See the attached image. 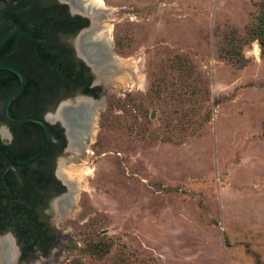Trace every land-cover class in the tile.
<instances>
[{"label": "rangeland", "instance_id": "obj_1", "mask_svg": "<svg viewBox=\"0 0 264 264\" xmlns=\"http://www.w3.org/2000/svg\"><path fill=\"white\" fill-rule=\"evenodd\" d=\"M103 2L135 68L98 78L96 135L55 164L75 206L54 247L23 260L0 232V264H264V0Z\"/></svg>", "mask_w": 264, "mask_h": 264}, {"label": "flooded vegetation", "instance_id": "obj_2", "mask_svg": "<svg viewBox=\"0 0 264 264\" xmlns=\"http://www.w3.org/2000/svg\"><path fill=\"white\" fill-rule=\"evenodd\" d=\"M13 2L16 3V5L10 4L8 0H0V12L5 10L3 12V17L6 20L18 23L22 27L29 25L32 30H36L32 34H23L32 35L31 39L35 41L34 50L36 56L47 58L49 67L60 77L65 76V68L69 65L75 73L78 74L83 72L89 89L94 90V93L86 94L87 92L83 87H78L76 89L61 88L54 94L52 101L48 104L45 113L42 115L43 117L40 118H45L49 113H55L58 107L66 101L72 103L76 101L77 103L79 101H86L84 98H91L96 101L95 107L92 105L93 110L96 108V105H101L102 102H100V100L105 94L103 93V87L100 82L105 79V76L104 79L101 80H98V78H100L99 71H105V69L99 61L98 63L93 59L92 54L94 55V53L89 49V44L93 40V37L101 32L104 27L103 18L97 17L93 11V8L96 7H92L91 5L86 7L87 4L84 0H13ZM31 4H33V7L25 11ZM11 28V25L5 24L0 20V30L3 29L4 32H6ZM26 39L27 38H24L23 41L17 43L21 51L23 48L26 49ZM14 47H16V45H14ZM108 51L109 54L111 51L114 52L111 46H108ZM17 57L19 64H28L22 55H18ZM101 58L105 60L103 56H101ZM12 64L16 65L15 63ZM107 73L108 72H104V75ZM26 116L38 117V115L28 112ZM17 126V129L12 128L8 124L0 127V146L5 145L9 147L12 162L18 163L14 159V153H22L23 158L26 160L25 162H27L43 152L40 147L43 144L44 137L46 139L45 130L39 124H23ZM4 127L7 128L11 139H9L7 135H3L2 129ZM51 131L54 145H52L50 153L35 164L26 168L10 166L7 175H53L59 182V184H55L53 187L51 186L47 191H43L42 203L32 211L33 215L37 217L38 223L52 234L53 232L50 229L51 225L48 217L52 218L57 215H66L69 208L72 207V195H74V193L70 192L69 187L67 188L66 185L62 184L65 179H58L59 177L55 174V164L59 158L64 157L65 151L69 146L70 132H68L60 119H57V122L51 125ZM82 132L80 127L75 131V137L80 144H83V140L86 139L85 137H81L83 134ZM18 133L21 134V142L14 144L15 140L19 137ZM58 135L62 136L60 142L57 140ZM62 145H64V147ZM8 156V152L0 148V160H8ZM4 168L5 164L0 162L1 176ZM10 171H12V173H10ZM11 188L18 191L14 186H11ZM11 188L7 187L9 191H13ZM20 195L21 197H18V200L21 201L22 204H27L29 201L28 198L22 194ZM23 216L25 218H31L29 212L23 213ZM42 216H46V220L42 219ZM29 221L31 220L29 219ZM13 223H11L10 220L3 222V225H7L2 229L3 231L0 229V232H11L15 235L12 228ZM53 247L48 248L46 252L38 251L47 254ZM21 248L23 254V246H21Z\"/></svg>", "mask_w": 264, "mask_h": 264}, {"label": "trees", "instance_id": "obj_3", "mask_svg": "<svg viewBox=\"0 0 264 264\" xmlns=\"http://www.w3.org/2000/svg\"><path fill=\"white\" fill-rule=\"evenodd\" d=\"M256 21H258L256 25L258 30L256 28L255 30L251 29L248 35L251 39L259 40L264 50V14ZM23 28L25 30H32L29 25L23 26ZM4 33L3 29L0 30V37ZM31 36L16 35L0 51V62L15 63L24 71L28 79L24 93L10 105L9 115L12 118L19 119L26 117L27 112L38 115V117H43L42 115L45 113L48 104L52 101L54 94L61 88L76 89L83 87L87 92L86 94L94 93L93 89H89L83 72L75 73L70 65L65 68V76L60 77L55 74L49 67L47 58L36 56L34 50L35 41H32ZM24 38H27V45L26 49L23 48L21 51L17 43L23 41ZM18 55H22L28 64H19ZM19 85L20 78L17 74L9 70H0V127L7 124L2 116V105L8 95L16 90ZM8 125L14 129L18 128L16 125ZM18 135L19 137L15 140L14 144L21 142V134L18 133ZM61 138V135L57 136L59 142ZM62 146L64 147V145ZM40 149L43 151L46 149L45 137ZM14 159L18 163L26 161L22 153H14ZM7 180L10 186H14L29 201L27 204H22L18 200V195L7 189L0 175V229H4V226L7 225H3V222H7V220H10L11 223L14 222L12 226L13 232L23 246L22 259L26 260L38 250L46 252L48 248L55 245L56 236L53 233H49V230H45L38 223L37 217L33 215L32 211L42 203L43 191H47L51 186L53 187L55 184H59V182L53 175H7ZM25 212H29L31 218H25V215L23 216Z\"/></svg>", "mask_w": 264, "mask_h": 264}, {"label": "water", "instance_id": "obj_4", "mask_svg": "<svg viewBox=\"0 0 264 264\" xmlns=\"http://www.w3.org/2000/svg\"><path fill=\"white\" fill-rule=\"evenodd\" d=\"M8 1H9L10 4L16 5V3L13 2V0H8ZM32 7H33V4H31V6L28 9H26L25 11L30 10ZM4 11L5 10L0 12V20L3 23H5V24L11 25L12 28L9 29L8 31H6L0 37V51L3 49V47L6 45V43L10 39H12L14 36H16L18 34H32V33H34L36 31L35 29H33L31 31L25 30L20 24L15 23L13 21L6 20L3 17V12ZM93 11H94V13L96 14L97 17H100V18H103V19H107V13L110 11V9L93 8ZM113 54H114V56H116V54L111 51V53L108 55V59H106L103 56L105 60H103L100 55H95V53H94V55L92 54V56H93V59L95 61H97V62L99 61L102 64V67L105 69V72L109 73V69H111V67H110V64L108 62H111V60H113ZM0 70L12 71L15 74H17L19 76V78H20V85L17 87L16 90H14L10 95H8V97L5 99V101H4L3 105H2V116L4 118V121L7 124L16 125V126L17 125H23V124H26V123H37V124L41 125L44 128L45 134H46V149L41 154L37 155L33 159H31V160H29L27 162H24V163H14V162H12L11 161V151H10L9 147L5 146V145H1L0 146V148L5 149L8 152V155H9L8 156L9 157L8 160H4V161L0 160V162L5 164V168H4L3 173H2V178L4 180V183H5L6 187L11 188V186L9 185L8 180H7V174L9 172V170H10V166L17 167V168H26V167H29V166L35 164L36 162H38L42 158L46 157L50 153L52 145H53V135H52V131H51V125L54 124L55 122H57V119H60V121L63 123V125L68 130V132H70V130H69V125L70 124L72 125L71 128L73 130L77 131V128L80 127V125L82 126V124H81L79 118L76 116V114L77 113L81 114V113L85 112L86 105H83V104H80V103L73 104L70 101H66L65 103H62L58 107V109H57V111L55 113H49L45 118H40V117H36V116H26V117H22V118H19V119L12 118L9 115L10 105L12 104L13 101L18 99L24 93V91L26 89V86H27L28 79H27V76L24 73V71L21 68H19L18 66L13 65V64L1 63L0 62ZM84 99L86 101L91 102L92 105L95 107L96 101L94 99H91V98H84ZM64 112H65V114H68L67 115L68 117L65 116L67 119L59 118L61 113L64 114ZM86 113H88L87 115H90V118H89L90 121H94L95 116L97 115V105H96V108L94 110H93V107H92L90 109V112L87 111ZM82 115H85V114L83 113ZM153 116H155V115L153 114ZM2 133H3V135H7L8 138L11 139V136L8 134L7 128L4 127L2 129ZM71 137H72V134L70 132V137H69L70 138L69 139L70 142H71ZM86 141L88 143H91V139H89V138L86 139ZM70 146H72V144H70ZM64 182L69 184L65 180H64ZM13 191L18 195L19 198L21 197V195H20V193L18 191H16V190H13ZM72 200H73L72 201V207H74L75 204L73 202H75V195H72ZM10 236L14 240L13 235L11 234ZM8 248H9V245L7 244L5 246V248L3 249V251L5 252L6 255H7V252H8ZM16 255L17 254H15V257H16ZM6 260L7 259H5V260L3 259V263H5V262L6 263L13 262V259H11V258H8V262Z\"/></svg>", "mask_w": 264, "mask_h": 264}, {"label": "bare ground", "instance_id": "obj_5", "mask_svg": "<svg viewBox=\"0 0 264 264\" xmlns=\"http://www.w3.org/2000/svg\"><path fill=\"white\" fill-rule=\"evenodd\" d=\"M84 1L87 4L86 7L91 5L92 7L101 9V8H105L106 6L103 0H84ZM111 30H112V24L108 23L103 27V30L101 32L97 33L93 37V40L89 44V49L92 51V53H95V55H100V56H104L105 58H108L109 51H110V50L108 51V46H112L113 44V38L110 35ZM108 63L110 64L112 74L125 71L124 73L125 75H122V77L119 75L120 78H118V80L121 81L123 84H125L127 81L126 79L130 77V75H127L128 70L135 68L134 63L128 60H125L123 58H120L118 56H113V60H111V62H108ZM104 72L105 71L103 70L99 71L100 79H104V76H105ZM78 103L86 105L85 112H83L85 115H82L83 113L76 114V116L79 118L82 124V126L80 125V128L83 131L82 133H84L82 134V136L87 135L88 137L93 138L96 135V129H97L96 120L94 119V121H90L89 119L90 115H87L88 113H86L87 111L90 112V109L92 108V103L89 101H83V102L79 101ZM64 114L61 113L59 118L67 119L65 116H67L68 114H65V115ZM71 127L72 125L70 124L69 125L70 132L71 133L73 132L75 134V130H73ZM64 172H65V175H67V177L71 178V180H75L76 182H78V184H80L81 187L83 186V184H85V176L79 173L78 170L70 172L69 169L65 168Z\"/></svg>", "mask_w": 264, "mask_h": 264}]
</instances>
